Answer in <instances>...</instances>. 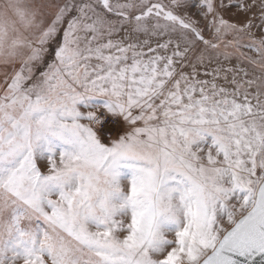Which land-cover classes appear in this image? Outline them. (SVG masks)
<instances>
[{"label":"snow or ice","instance_id":"1","mask_svg":"<svg viewBox=\"0 0 264 264\" xmlns=\"http://www.w3.org/2000/svg\"><path fill=\"white\" fill-rule=\"evenodd\" d=\"M0 264H264V0H0Z\"/></svg>","mask_w":264,"mask_h":264}]
</instances>
